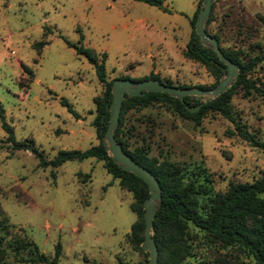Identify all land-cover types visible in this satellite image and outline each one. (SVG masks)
Returning <instances> with one entry per match:
<instances>
[{"label":"rangeland","instance_id":"374dc122","mask_svg":"<svg viewBox=\"0 0 264 264\" xmlns=\"http://www.w3.org/2000/svg\"><path fill=\"white\" fill-rule=\"evenodd\" d=\"M0 0V105L15 139L35 145L45 157L59 148H84L98 138L92 118L103 83L87 59L63 38L100 57L106 78L149 72L172 83L205 86L215 77L183 54L189 17L201 0ZM207 29L242 60L258 54L247 73L264 86V0H213ZM46 41L37 52L36 42ZM204 99L206 95H195ZM64 98L77 112L72 115ZM230 105L254 136L264 140V95L237 87ZM130 148L157 159L202 167L214 191L251 180L264 169V147L240 138L232 122L207 111L199 123L162 101L130 107L123 117ZM131 192L88 156L59 165H39L28 148H12L0 126V230L6 264L31 261L30 242L47 256L60 244L57 264H147L148 252L129 239L135 219ZM193 253L179 264L220 256L227 264H257L233 247L205 241L193 225Z\"/></svg>","mask_w":264,"mask_h":264},{"label":"trees","instance_id":"16d2710c","mask_svg":"<svg viewBox=\"0 0 264 264\" xmlns=\"http://www.w3.org/2000/svg\"><path fill=\"white\" fill-rule=\"evenodd\" d=\"M148 4H155L166 9L161 0H140ZM213 0L211 1L210 12L203 21L205 31L215 36L223 54L226 55L237 66V74L231 79L227 87L213 97L206 96L203 100L198 96L188 94L182 98L172 96L165 91H143L140 94L124 96L121 100L118 121L113 129V135L122 149L137 163L143 165L156 177L160 186V201L152 218L151 236L157 248L158 264H179L186 256L193 253L192 240L194 233L190 230L189 224L193 225L205 241L217 245L220 248L233 247L239 250L244 256L252 259L257 264H264V169L259 176L251 180L235 181L228 183L223 191H214L210 185V179L206 171L200 166H185L166 159H157L146 153V150L139 146L130 148L123 135L124 113L130 107H138L149 104L153 101L165 102L169 108L182 117L199 123L201 117L207 111H217L229 119L232 130L242 139L252 145L264 147V140H260L249 131L246 126L235 116L230 105V97L237 87H242L245 94L255 91L264 95V86L256 83L248 76L249 70L254 63L262 58L254 54L246 60H242L238 50H228L219 44V37L207 29L211 21ZM201 6L197 5L189 17L190 32L183 48V54L202 63L215 77L210 86H213L218 78L224 73V63L218 59L216 52L209 46L200 42L194 30L196 15ZM67 45L71 46L75 53L83 55L91 64L96 78L103 83L102 93L95 98V114L92 123L95 127V134L98 138L96 143L89 144L84 148H59L51 157L45 155L35 145L26 143L23 140L14 138L12 125L9 124L0 105V126L5 132V139L12 148H28L36 157L39 165H59L67 159H82L88 156L101 160L102 166L113 178H117L120 186L131 192V208L135 212V219L129 226V239L139 244L142 238V200L148 195L145 182L134 173L122 169L108 154L105 144L102 142V135L105 130L111 101L110 84L114 77L106 78V71L103 63V54L98 57L92 48L80 42H73L63 38ZM46 41L36 42L37 52ZM117 77H129L119 75ZM132 79L158 78L165 84L180 87H190L189 84H177L170 79H162L156 73L149 72ZM200 87H209L197 84ZM60 102L74 116H78L71 105L64 99ZM199 104L196 109L188 107ZM6 217L0 218V230L6 231ZM2 234L0 233V239ZM139 246V245H138ZM2 245L0 242V264H6L2 259ZM31 254L27 258L31 261H42L46 264H57L60 252V244L53 245V253L47 256L41 252L34 242H30ZM228 262L215 256L203 259L198 264H227ZM145 264V263H140ZM235 264V263H234Z\"/></svg>","mask_w":264,"mask_h":264},{"label":"water","instance_id":"95a60500","mask_svg":"<svg viewBox=\"0 0 264 264\" xmlns=\"http://www.w3.org/2000/svg\"><path fill=\"white\" fill-rule=\"evenodd\" d=\"M212 0H201V8L196 15L194 22V30L197 33L202 44L211 47L219 60L225 67L224 73L218 78L217 82L210 87H200L192 85L190 87L173 86L165 84L158 78H140L132 79L129 77H114L111 80L110 91L111 101L108 106L109 115L105 130L102 135V142L106 146L108 154L113 158L114 162L122 169L128 170L140 177L146 184L148 195L142 200V238L139 242L140 247L148 252L147 264L157 263V248L151 236L152 218L160 201V186L156 177L143 165L133 160L116 141L113 135V129L118 121V114L121 100L124 96L140 94L143 91H165L172 96L182 98L184 95H206L213 97L223 91L229 85L231 79L237 74V66L226 55L218 45V40L215 36L208 34L203 28V21L210 12ZM198 103L189 106L190 110L196 109Z\"/></svg>","mask_w":264,"mask_h":264}]
</instances>
